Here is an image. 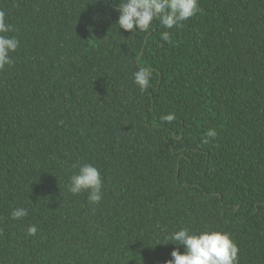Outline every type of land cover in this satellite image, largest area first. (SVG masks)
Returning <instances> with one entry per match:
<instances>
[{"label": "trees", "instance_id": "1", "mask_svg": "<svg viewBox=\"0 0 264 264\" xmlns=\"http://www.w3.org/2000/svg\"><path fill=\"white\" fill-rule=\"evenodd\" d=\"M119 2L0 0L19 40L0 70V264H167L181 228L264 264V0H199L134 34ZM84 164L98 205L68 191Z\"/></svg>", "mask_w": 264, "mask_h": 264}, {"label": "clouds", "instance_id": "2", "mask_svg": "<svg viewBox=\"0 0 264 264\" xmlns=\"http://www.w3.org/2000/svg\"><path fill=\"white\" fill-rule=\"evenodd\" d=\"M104 2L107 4L108 0ZM116 10L119 18L115 25L134 34L150 32L154 20H159L166 29L182 27L183 22L195 16L200 8L199 0H120ZM13 31L15 28L7 22L6 13L0 11V70L13 64L11 54L19 47V40L15 36L7 35ZM161 40L168 42L170 33L163 32ZM133 76L134 82L144 91L149 86L152 71L142 67ZM214 135V131H209L208 136ZM102 189L100 171L91 164L80 165L79 170L70 177L68 185V191L73 195L88 192L89 202L95 205L103 199ZM27 215L28 211L24 207L15 208L11 212L12 219L16 220ZM37 231L35 225L27 228L29 236L36 235ZM167 239L179 245L171 252L172 259L167 264H239V247L227 233L206 230L197 234L188 228H181L171 232ZM180 246L184 248L183 254L179 250Z\"/></svg>", "mask_w": 264, "mask_h": 264}]
</instances>
